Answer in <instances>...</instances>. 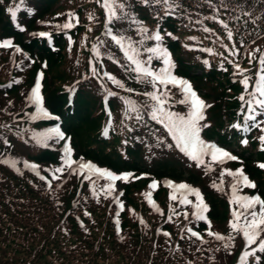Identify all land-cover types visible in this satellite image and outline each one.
Listing matches in <instances>:
<instances>
[{
  "label": "trees",
  "instance_id": "obj_1",
  "mask_svg": "<svg viewBox=\"0 0 264 264\" xmlns=\"http://www.w3.org/2000/svg\"><path fill=\"white\" fill-rule=\"evenodd\" d=\"M181 8L174 15H166L163 6L155 8L143 7L139 0H129L130 10L137 14L139 20L150 30H160L164 36L161 46L170 48L175 61L182 73L190 70L195 72L200 66L202 75L199 80H206L213 84L215 98L220 103H225L227 113L231 107L232 89L235 91L237 84L231 83L227 71L218 70V60L215 55H210L208 64L202 61L203 52L211 41L216 42L217 34L225 33L224 29L206 16L217 14L223 19L231 30L241 27H255L264 30V0H179ZM35 5L37 14L45 16L57 12V18L65 19L68 14L77 13L79 26L72 33V40L68 43L63 33L55 35L58 45L55 51H50L43 40L32 39L30 44L23 43L29 50L39 47L38 52L48 58L46 81L47 104L51 110L62 115L63 126L72 133L80 150L88 156H96L110 164L131 163L138 165L137 156L131 154L139 150L134 148L136 142L130 140L132 147H128L129 159L120 156L115 139L125 134V129L142 128L143 122L132 118L127 124L122 118L115 122L120 128L112 139L99 137L98 118L102 115L100 95L105 93L104 88H113L115 96H110L117 108L123 106L117 92L120 88L102 77L101 66L94 55L93 46H99V40L104 44L99 46L100 58L105 62L107 73L115 76L123 83H130L131 74L126 70L127 61L116 45L105 35V13L96 3V0H23L20 5V14L32 24L35 19L28 17L25 6ZM240 5V7H237ZM241 7L251 12V19L241 15ZM89 15L94 17L89 20ZM240 15V20L234 19ZM260 17L256 23L252 19ZM199 20L202 23H196ZM116 34L131 36L133 40L141 39L126 21H116L110 25ZM204 27L213 29L212 33L203 31ZM0 28L3 32L14 33L22 41V34L13 28L9 15L4 14V7L0 3ZM91 29V31H89ZM171 32L173 37L166 33ZM223 36V35H222ZM99 38V40H98ZM194 38V39H193ZM224 38V37H222ZM237 38V35H236ZM225 40V39H224ZM196 44V45H195ZM212 44V43H211ZM154 40L145 39L144 47H154ZM187 46V47H186ZM205 47V48H204ZM264 49V41L255 48ZM201 56L197 58L200 54ZM144 56L146 53L143 54ZM112 57L113 59H109ZM114 61H119L117 64ZM90 62L95 65L98 75H93ZM27 71L30 69L28 67ZM13 75L21 78L18 67L13 70ZM9 72L0 65V84L7 81ZM76 82L78 86L75 104L72 111L63 109L65 93L61 91L62 83ZM104 84V88H102ZM18 90V84L0 86V153L11 151L19 159H29L39 165L40 175L46 174L55 156L45 150L35 141L25 143L21 137L28 136V127L33 126L27 120L6 123L11 111L9 97ZM101 111V112H100ZM134 117V115H132ZM136 121V123H135ZM132 123H135L132 126ZM145 123V122H144ZM130 134V135H131ZM9 141V145L3 143ZM264 157V156H263ZM102 161V162H103ZM45 167V168H44ZM22 173V174H21ZM90 186H84L75 195V191L68 194H59L54 188H49L41 181L35 172L22 169L11 171L0 165V253L8 264H211L213 258L219 253V248L203 247L200 241L189 238L185 228L181 230L182 219H173L159 225L154 219L151 208L135 195L132 189L126 187V197L134 206L133 213L122 211L119 214V233L116 229V208L109 206L107 198L97 191L94 196ZM215 207V208H214ZM85 212L89 215H85ZM140 216L144 224L140 223ZM219 218L215 205L209 214V219L214 222ZM175 220V221H174ZM81 221L83 227H81ZM204 223L200 224L203 229ZM171 233L165 236L162 233ZM181 236L184 238L181 239ZM264 264V254H261ZM255 264V262L251 263Z\"/></svg>",
  "mask_w": 264,
  "mask_h": 264
},
{
  "label": "snow or ice",
  "instance_id": "obj_2",
  "mask_svg": "<svg viewBox=\"0 0 264 264\" xmlns=\"http://www.w3.org/2000/svg\"><path fill=\"white\" fill-rule=\"evenodd\" d=\"M3 0H0L2 3ZM140 4L145 8H155L157 6H163L166 15H174L180 8L181 3L179 0H139ZM96 3L104 10L106 23L104 25L106 31L105 35L110 38L123 54L124 59L127 61L126 70L130 73L135 74L134 79L138 83H144L151 86V91L136 92L133 88L125 87V84L117 79L115 76L109 73H103L108 80L112 81L116 87L123 89L127 93L140 95L148 98L150 103L146 102L144 105L138 104L132 99H126L125 97H119V99L125 105L124 116L127 119L135 118L138 122L144 119V115L147 114L152 121L157 122L162 125V127L167 131L168 135L171 136L172 140L175 142L173 144H168L169 148L175 147L179 152H181L185 157H187L191 162L195 164L197 168H204L205 174L214 171L212 167L213 164H224L227 161H237L239 158L227 150H224L214 143H209L203 140L200 136L202 128L208 127L206 123H202L206 120L204 115V110L210 105H207L204 100H202L198 93L192 88L191 83L184 79L177 77L174 74V62L171 60L170 53L166 48L161 46V42L164 36L161 34L160 30H154L150 33V30L144 25V22L139 20L137 14L130 10L129 0H96ZM211 4V0H209ZM23 4V0H20V5ZM221 5L225 7V11H228L226 5L223 4L221 0ZM240 7V5H237ZM19 10V5L16 8L9 7L7 9L10 17L15 21L17 16V11ZM217 14L212 16H206L205 19H211L220 25L226 33V38L229 41L233 40V31L229 28L228 24L219 18V10L217 9ZM241 15L247 16L251 19L252 14L249 11L244 10L241 7ZM89 20H93L94 17L89 15ZM241 16L237 15L234 17L237 21L240 20ZM260 17L252 19V23L255 24L256 20ZM75 21V24L73 23ZM116 21H126L130 27H134V30L138 36L141 37L139 40H133L131 36L125 34H116L110 25H113ZM196 23H202L197 20ZM76 24H79V18L74 13H69L66 22L63 25H58L62 29H71ZM21 31L24 29L17 25ZM91 31V29H89ZM203 31L206 33H212L213 29L204 27ZM40 37L51 38V34L48 32L34 33ZM168 37H173L171 32L166 33ZM145 39L154 40L156 46L154 47H144ZM194 39V38H193ZM219 39V37H218ZM99 40V38H98ZM255 43V41H253ZM104 44L103 40H99V46ZM11 40L0 41V47L9 48L12 47ZM99 46L94 45L93 51L96 53L97 58L100 56ZM227 51L228 56L233 57V59H228L227 56H223L222 62L220 64L221 69L224 68V62L232 64L235 71L242 76L239 83L243 86L244 91L248 94L247 98L245 95H240L239 100L242 102V111L246 109V115L244 116L245 122L251 121L256 127H259L261 132H264V120L257 121V116L264 115V49L259 47L252 49L250 52H245L250 64L256 62V80L255 83H251V78L244 73L246 69H242L239 62L235 59L241 55V48H244V42L240 41V46L237 47L235 43L231 47L227 44L222 45ZM187 47V46H186ZM17 52L20 51L19 48L15 49ZM205 51L209 54L213 53L211 48H205ZM147 53L146 59H141L140 57ZM109 59H113L109 57ZM159 60L161 62V67L154 68L153 60ZM119 64V61H114ZM208 64V61H204ZM90 69L93 75H98L95 65L90 62ZM39 75H43L40 73ZM11 85H9L10 87ZM176 88L180 91L182 98L177 101L179 104H183L187 107L185 113L172 111V96L170 88ZM252 89L249 91V89ZM41 83L38 79L35 82L34 87L31 89V95L28 97L31 103L37 105L36 114L31 115V119L35 120L38 116L47 117L51 119L50 114L40 107L41 96H40ZM108 96H115L116 93L108 92ZM109 116L111 112L109 111ZM131 114H135L134 117ZM233 128L237 130L242 129L240 123H235L232 125ZM246 130V129H243ZM105 135H107V130H105ZM36 137H41L45 140L51 139L55 136L58 139H64V135L58 128H52L45 133H36ZM159 143H164L160 137H157ZM262 145H264V135L259 137ZM247 139H242L241 144L247 145ZM5 145H9V141L4 140ZM124 143H127L125 141ZM10 146V145H9ZM264 150V148H262ZM62 165L51 170H45L50 172L51 179L48 176L40 175L38 171L39 166L34 163H29L24 161V167L32 170L36 173L41 181H44L49 188H51L52 180H59L60 176L67 170L70 174H77L82 176L85 180H91L92 182V192L93 195H97L96 180L103 179L106 183L102 186L99 191H103L105 198L112 196L115 191V182L122 181L128 182L132 174L123 173L116 174L108 169H101L92 162H86L83 159L75 160L72 158V149L65 146L63 149ZM8 159H0V164H8ZM19 161H12L11 167L15 168ZM258 167L264 169V162L258 164ZM19 171V169H16ZM22 174V173H21ZM59 174V175H58ZM227 174L232 177V183L230 184L231 199L229 204L232 205L231 217L229 221L230 234L228 237L214 232L211 230V224L208 222V229L206 230V235L213 237L216 240H229L234 241L235 235L242 236L244 240V249L239 257L238 264H249V258L255 260V264H262V258L259 254H264V199L260 196H248L240 195L243 187L255 188L256 185L252 182L247 175L244 174L243 169H236L235 171L231 169H221V180L220 186L216 184L215 181L212 183V187L216 188L218 191H223V176ZM93 176L96 179H93ZM134 179H139L140 177H132ZM166 186L171 190L169 194V199L177 206H191L193 211L191 216L196 222L206 221L205 213L208 210L207 204L204 202L202 193L199 189L189 186L187 183H175L171 180L166 181ZM159 182L153 181L149 187L151 189H156ZM123 193H119L122 196ZM148 200L151 207L155 208L157 212L160 209L155 205L152 200L151 192L144 194ZM119 196H113V202L117 205L120 211H123L124 205L119 200ZM189 196H195V201L189 199ZM258 206V210H257ZM119 211L116 212L117 232L119 233ZM163 214V213H161ZM85 215L89 213L85 212ZM183 215L185 220H188L189 213L185 210L183 212L178 211L177 207H170V213L167 215V221L173 222V216ZM140 223L144 224V220L141 218ZM81 227H83V222L81 221ZM185 231L188 233L189 238H195L204 242L203 236L198 232L193 230L192 227H186ZM165 236H171V233L163 232ZM184 237L181 236V239ZM225 247H228L226 244Z\"/></svg>",
  "mask_w": 264,
  "mask_h": 264
},
{
  "label": "rangeland",
  "instance_id": "obj_3",
  "mask_svg": "<svg viewBox=\"0 0 264 264\" xmlns=\"http://www.w3.org/2000/svg\"><path fill=\"white\" fill-rule=\"evenodd\" d=\"M203 100L206 102L207 105H210V106H211V102L213 101L210 97H207V96H205ZM208 108L209 107H207L206 109H208ZM209 112H210V110L207 113H209ZM204 128H202V130L200 132V136L202 139H203L202 131H204ZM203 140H205V139H203ZM156 142H157V144H155L154 147L151 146L149 148V150L146 151L142 155L144 162L153 165V163L158 159H165V160L170 161L171 163H173L177 167V169L179 170V171L177 170V173H179V175L181 174V177H182L179 181L176 180V182L177 183H187L189 186L196 188V189H199L201 193L206 191L209 195H213L212 193H210V189H208L207 187L210 184V182H211V184L213 183L214 178H215L214 176L219 172L220 165L223 168L231 169L233 171H235L236 169H241V168L243 169V165H244L243 162H240L239 160L227 161L224 164H213L212 167L214 168V171H211V172H208L207 174H204L203 180H201V181L198 180L197 176H194L193 179L187 180V179H189V177L191 175L190 172L199 174L198 168L195 166L193 169H189V164H188L189 162L182 156L181 152L179 154L175 155V154H173V152L168 150L167 144L159 143L158 140H156ZM150 143L153 144V141ZM211 143H213V142H211ZM227 151H229L230 153H232L233 155L236 156L235 150H227ZM8 159L12 160V158H10V157H8ZM149 160H151V161H149ZM199 171H203L205 173L204 168L199 169ZM131 174H132L131 178L133 176H135V175H133V173H131ZM248 177L253 182V179L250 176H248ZM258 177H260V176L258 175ZM220 180H221V176L219 177V181L217 183L218 186H220ZM87 181H91V180H87ZM150 181H151V179L149 178V175H142L139 179L136 180V184H135L136 191L142 192L144 190H147V183L146 182H150ZM223 181H224V178H223ZM230 184H231L230 182L227 184H224L225 189L228 191H231L230 190ZM245 188L248 192V196H256V195L259 196V192L257 190L253 191V188H250V187H245ZM257 188H258V186H257ZM160 195H161V198L164 197L163 193H160ZM206 204L209 208V204L208 203H206ZM218 208H219V213H220L221 217H220L219 221L216 222V225L218 227H220L219 229L221 231V234H225V237H228L230 234V230L227 226V223H229V221L232 219V217L230 218L228 215H226L227 210H226V205L224 202H218ZM257 210H258V206H257ZM232 235H235V234L232 233ZM236 238L237 237L235 236V240H236ZM235 240L234 241H229L227 239L224 240L225 245L227 244L228 247H226V253H225L226 256L223 257V261L221 263L225 264V261L227 259H229L231 262H233L235 260V254L237 251H239L241 249L243 242H244V240L242 241L241 239H239L238 243H236ZM221 263H219V264H221ZM0 264H8L7 262H5L3 260L1 253H0Z\"/></svg>",
  "mask_w": 264,
  "mask_h": 264
}]
</instances>
